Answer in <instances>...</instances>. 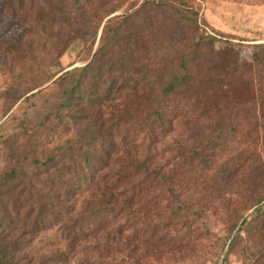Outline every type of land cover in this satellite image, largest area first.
Instances as JSON below:
<instances>
[{
  "label": "trees",
  "instance_id": "obj_1",
  "mask_svg": "<svg viewBox=\"0 0 264 264\" xmlns=\"http://www.w3.org/2000/svg\"><path fill=\"white\" fill-rule=\"evenodd\" d=\"M90 3L0 0V264H65L64 252L31 257L32 242L54 229L61 230L72 245L81 238L84 224L90 225L103 214L135 213L138 207L130 199L133 196L128 200L112 194L110 200L84 213L76 211L79 198L99 181H107L111 168L122 162L128 164L125 178L135 180L119 188L122 196L130 189L171 184L174 175L187 172L190 178L197 170L211 171L217 155L240 135L244 123L239 117L245 119V114L259 123L256 116L250 118L244 109L235 108L240 96L239 92L232 94L234 87L257 86V103L264 117V44L250 46L248 61L234 62L225 78V92L212 113L198 98L175 101L173 46L182 25L192 20L191 39L195 47H202L208 62L218 63L217 51L235 46L218 31L205 30L207 24L193 0H143L120 15L110 17L117 12L113 11L100 20L87 15ZM2 42L23 48L20 60L26 62L15 63ZM50 42L59 50L76 47L84 65L72 68L73 63L35 87L21 70L32 64L34 54L49 57ZM223 107L231 108L226 116H221ZM178 113L192 127L184 132L192 140L182 155L189 164L182 171L165 172L153 167L149 157L137 159L127 149L153 148L171 131ZM244 165L240 159L218 172L229 182ZM244 168L242 183L248 191L234 213L242 221L228 227L227 239H232L224 263L229 249L242 241V231L234 232L248 224L242 218L245 213L253 209V218H264V162L252 161ZM190 216L189 209L178 203L159 219L160 227L181 225L196 235L198 220ZM251 245L255 252L249 264H264V232ZM242 251L247 253L246 247Z\"/></svg>",
  "mask_w": 264,
  "mask_h": 264
},
{
  "label": "rangeland",
  "instance_id": "obj_2",
  "mask_svg": "<svg viewBox=\"0 0 264 264\" xmlns=\"http://www.w3.org/2000/svg\"><path fill=\"white\" fill-rule=\"evenodd\" d=\"M142 1L91 0L87 15L100 20L117 11L110 16L113 17L124 13L132 3L139 5ZM193 5L195 9L200 8V19L206 22L205 30L208 33L218 31L224 36V41L235 46L217 51L218 63L208 62L201 54L202 47H195L191 39L192 20L182 25L181 34L173 46L177 80L175 101L180 103L198 98L202 105L215 113L214 104L220 103V96L225 92V78L234 62L241 59L248 61L250 46L264 44V0H193ZM99 37L100 32L94 50ZM1 47L12 52L15 63L26 62L20 60L24 56L23 48L7 42H2ZM47 48L49 57L34 54L32 64L21 70L35 87L73 63L76 64L72 68L84 65L78 59L76 47L59 50L50 42ZM232 92H239L240 96L237 99L240 105L238 107L235 104V108L244 109L250 118L256 116L259 123H254V119H247L245 114V119L239 117L241 123H244L240 135L217 155L211 171L197 170L190 178L187 172L183 176L174 175V182L171 184L166 182L161 186L130 189L126 196H122L118 193L119 188H124L127 182L133 181L129 177L125 178L128 164L122 162L111 168L107 181H99L79 198L76 211L84 213L97 203L110 200L112 194L123 198L133 196L130 199L138 207L137 213L123 212L118 216L105 213L90 225L84 224L81 238L72 245L63 238L61 230L53 229L32 242L29 255L49 256L55 252H64L65 264H249L248 258L255 252L251 250V243L259 233L264 232V218H253V209H249L242 217L247 218L248 224L243 228L236 227L234 232L235 234L237 229L242 231V241L229 249L227 263L222 262V259L232 239H227L228 227L242 221L234 213H237L239 199L247 190L242 183V178L246 176L244 166L252 161L258 164L264 162V117L257 103L260 97L257 86L234 87ZM2 107L3 102L0 100V120ZM230 109L223 107L221 116H226ZM19 110L20 106L15 108L14 113ZM171 126V131L160 138L153 148L129 146L127 149L137 159L143 155L149 157L153 167H161L165 172L182 171L181 168L189 165L182 155L189 149L192 140L184 132L192 127L180 113ZM240 159L244 160L245 165L227 182L225 175L221 177L218 170L221 167L229 168ZM2 164L0 154V167ZM190 170L188 167V171ZM178 203L189 209L192 214L190 218L198 220L196 235L185 231L181 225L170 229L160 227L159 219L163 220ZM242 247H246L247 253L242 251ZM112 258H117L118 261L113 262Z\"/></svg>",
  "mask_w": 264,
  "mask_h": 264
}]
</instances>
